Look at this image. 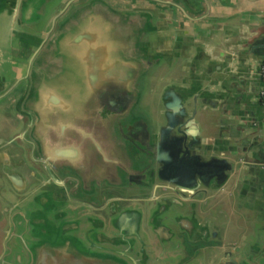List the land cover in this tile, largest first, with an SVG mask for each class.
I'll list each match as a JSON object with an SVG mask.
<instances>
[{
  "label": "water",
  "instance_id": "1",
  "mask_svg": "<svg viewBox=\"0 0 264 264\" xmlns=\"http://www.w3.org/2000/svg\"><path fill=\"white\" fill-rule=\"evenodd\" d=\"M17 1L0 12V105L15 127L0 132V264H264V228L235 254L192 241L209 189L246 167L264 177V111L227 99L247 145L218 148L222 132H191L197 101L168 90L158 128L143 105L162 61L150 12ZM203 1L210 11L185 3Z\"/></svg>",
  "mask_w": 264,
  "mask_h": 264
},
{
  "label": "crops",
  "instance_id": "2",
  "mask_svg": "<svg viewBox=\"0 0 264 264\" xmlns=\"http://www.w3.org/2000/svg\"><path fill=\"white\" fill-rule=\"evenodd\" d=\"M109 1L122 10L152 14L154 32L148 45L162 61L149 75L144 99L148 95L150 100L146 105L143 99V105L150 110L156 126L166 123L165 96L171 90L189 100L190 111L197 101L198 113L191 131L195 136L206 138L210 132L215 140L222 132L223 137L214 143L218 148H229L232 142L237 143V149L245 148L243 121L231 116L226 101L241 98V107L254 102L264 111V79L258 72L264 64V0H208L210 11L205 1L199 8L186 0ZM17 2L0 0L1 14L10 16ZM26 47L29 52V43ZM16 50L12 55L16 56ZM24 70L20 66L18 75ZM209 111L213 117H207ZM13 116L0 105V132L13 134ZM198 204L201 217L193 242L203 247L221 245L223 251L234 254L253 248L258 230L264 228V177L259 168L236 171L221 188L209 189Z\"/></svg>",
  "mask_w": 264,
  "mask_h": 264
},
{
  "label": "built area",
  "instance_id": "3",
  "mask_svg": "<svg viewBox=\"0 0 264 264\" xmlns=\"http://www.w3.org/2000/svg\"><path fill=\"white\" fill-rule=\"evenodd\" d=\"M260 74L262 78L264 79V64H262L261 69H260ZM262 97H264V90L261 93Z\"/></svg>",
  "mask_w": 264,
  "mask_h": 264
},
{
  "label": "rangeland",
  "instance_id": "4",
  "mask_svg": "<svg viewBox=\"0 0 264 264\" xmlns=\"http://www.w3.org/2000/svg\"><path fill=\"white\" fill-rule=\"evenodd\" d=\"M5 20H7V18L5 19ZM7 22V21H6ZM151 97V96H150ZM149 96L148 95H146V98L144 99V104H146V103H148L149 102ZM147 105V104H146ZM146 105H144V106H146ZM149 110V109H148ZM150 111V110H149Z\"/></svg>",
  "mask_w": 264,
  "mask_h": 264
},
{
  "label": "flooded vegetation",
  "instance_id": "5",
  "mask_svg": "<svg viewBox=\"0 0 264 264\" xmlns=\"http://www.w3.org/2000/svg\"><path fill=\"white\" fill-rule=\"evenodd\" d=\"M215 262L218 263L219 261H215ZM215 262H214V263H215Z\"/></svg>",
  "mask_w": 264,
  "mask_h": 264
}]
</instances>
